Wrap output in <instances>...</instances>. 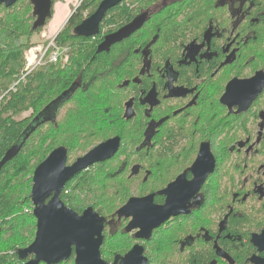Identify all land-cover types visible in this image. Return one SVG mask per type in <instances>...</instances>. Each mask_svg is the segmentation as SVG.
Here are the masks:
<instances>
[{"label":"flooded vegetation","instance_id":"af4514ba","mask_svg":"<svg viewBox=\"0 0 264 264\" xmlns=\"http://www.w3.org/2000/svg\"><path fill=\"white\" fill-rule=\"evenodd\" d=\"M29 1L35 22V0ZM201 2L208 6L195 17L186 13L192 0H137L138 21L185 27L168 40L176 49L165 41L157 50L158 37L142 48L121 102L127 124L101 141L118 137V150L79 173L119 175L104 184L112 189L109 199L78 212L61 198L78 215L91 207L102 217L100 255L108 264L135 246L147 264H264V0ZM40 7L44 24L51 0ZM86 152L69 161L67 150L66 165ZM144 197L148 206L182 205L148 237L133 209H124ZM71 258L75 264L74 252Z\"/></svg>","mask_w":264,"mask_h":264},{"label":"trees","instance_id":"16d2710c","mask_svg":"<svg viewBox=\"0 0 264 264\" xmlns=\"http://www.w3.org/2000/svg\"><path fill=\"white\" fill-rule=\"evenodd\" d=\"M21 1L8 8L0 4V162L22 141L36 116L50 108L53 116L39 123L0 168V264H23L25 260L19 258L18 251L33 241L35 219L25 210L31 208L36 166L58 146L68 150L70 161L105 138L120 135V128L127 124L120 118L121 102L127 95L125 82L139 70L142 48L152 46L158 37L154 45L157 50L165 48V41L168 49H176L168 40L186 24L164 21L154 28L138 21L137 0H124L107 11L97 35H78L76 27L101 1L82 0L71 7L70 16L54 38V44L62 50L57 61L46 58L23 81L24 52L33 46L31 36L42 30L53 16L54 4L63 0H51L45 23L35 28L32 4ZM201 1L192 0L186 13L202 17L204 11L198 9L208 4ZM2 10L6 12L2 14ZM120 32L125 34L121 39L101 48L109 36ZM12 82H16L14 86H10ZM28 111L30 115L22 116ZM126 142L131 143V139ZM110 176L102 169L75 175L66 183L61 198L78 212L87 205L97 207L101 200L109 199L107 195L112 191L104 184L118 181L110 179H118L119 175ZM73 194L80 200L76 201Z\"/></svg>","mask_w":264,"mask_h":264},{"label":"water","instance_id":"95a60500","mask_svg":"<svg viewBox=\"0 0 264 264\" xmlns=\"http://www.w3.org/2000/svg\"><path fill=\"white\" fill-rule=\"evenodd\" d=\"M16 1L18 0H0V4L10 7ZM123 1L101 0L95 11L76 27V33L85 36L97 35L99 25L107 11L118 6ZM40 3H43L47 9L50 7V0L34 1L35 14L38 17L34 22L33 28L43 24L44 17L40 12ZM124 35L120 32L109 36L101 44V48H107L109 43L121 39ZM245 85L249 86V83L245 82ZM234 86L235 81L228 83L227 92H231ZM126 113H128V109ZM52 114L53 109L50 108L36 116L22 141L13 146L1 160L0 168L18 151L29 133L39 123L52 118ZM118 147V137L107 139L92 147L70 165H66L67 149L63 146H58L36 166L32 175L30 192V202L33 207L32 215L35 218L36 229L33 241L18 251L19 258L25 260L23 264H58L68 260L73 252L75 264H108L100 255V246L103 239L102 217L94 212L91 207L86 208L82 214L78 215L63 203L61 193L66 182L94 163L102 162L112 157ZM168 191L169 188L165 189L164 193ZM196 191L197 189L191 190L190 197ZM149 199L150 197L132 198L124 207V209H133V214L131 215L134 218V222H138L141 225L143 237H148L153 228L163 223L170 215L178 214L180 212L179 209L182 208V205H171L169 202L161 206H148ZM146 212V218L140 219ZM119 259H121V264H147L143 249L136 246L122 258L116 257L113 264H116Z\"/></svg>","mask_w":264,"mask_h":264},{"label":"built area","instance_id":"2783aa9c","mask_svg":"<svg viewBox=\"0 0 264 264\" xmlns=\"http://www.w3.org/2000/svg\"><path fill=\"white\" fill-rule=\"evenodd\" d=\"M51 48V50H48ZM62 50L54 44V38L44 46H32L28 49V52L25 53V66L23 73L20 76V79H23L28 75L32 70L41 65L47 58L49 62H56L59 58Z\"/></svg>","mask_w":264,"mask_h":264},{"label":"rangeland","instance_id":"374dc122","mask_svg":"<svg viewBox=\"0 0 264 264\" xmlns=\"http://www.w3.org/2000/svg\"><path fill=\"white\" fill-rule=\"evenodd\" d=\"M68 1V0H67ZM82 0H76V1H74L75 3H74V5H73V7H75V6H77L80 2H81ZM21 2H27V0H24V1H21ZM3 5V4H2ZM59 5H62V4H59ZM4 6V5H3ZM5 7V6H4ZM11 7V6H10ZM59 7H61L62 8V6H58L57 5V9H56V14H57V19H59L60 17H61V15H62V12L63 11H58L59 10ZM72 7V6H71ZM5 8H8V7H5ZM53 8H54V6H53ZM4 12H6L5 10H2L1 11V13L3 14ZM1 14V15H2ZM70 14H71V9H70ZM70 16V15H69ZM68 16V17H69ZM52 19V18H51ZM51 19L47 22V24L45 25V26H43V28H42V30L40 31V32H36V33H33V35L31 36V41L33 42V46H38V45H44V46H46L49 42H50V40L52 39V38H55V36H56V34L55 33H53V30H51L50 29V27L55 23V21L54 20H52L51 21ZM65 23H66V21H65ZM64 23V24H65ZM52 24V25H51ZM64 24H63V26H64ZM62 26V27H63ZM61 27V28H62ZM61 30V29H60ZM59 30V31H60ZM58 31V32H59ZM57 32V33H58ZM32 47V46H31ZM26 52H28V49L24 52V60H25V53ZM25 62H26V60H25ZM25 66V65H24ZM23 69H24V67H23ZM23 69H22V71H21V74L23 73ZM26 79V77H24L22 80L24 81ZM17 82V81H16ZM16 82H12L11 83V85L10 86H14V83H16ZM9 86V87H10ZM30 111H28V112H26V113H24V114H22V116H28V115H30ZM72 157H73V155H71ZM73 159V158H72ZM30 192H31V190H30ZM73 197H74V199L76 200V201H79L80 199H77L76 198V196H75V194H73ZM31 199V198H30ZM75 204V203H74ZM81 205H83V204H81ZM80 206V205H79ZM81 207V206H80ZM85 207V206H84ZM32 209H33V207H32V204H31V208L30 207H28L26 210H25V212L26 213H31L32 214ZM35 219V218H34ZM35 229H36V226H35ZM34 235H35V233H34ZM73 263V261L72 260H66V261H64V264H72ZM42 264V263H41Z\"/></svg>","mask_w":264,"mask_h":264},{"label":"crops","instance_id":"0c3cea01","mask_svg":"<svg viewBox=\"0 0 264 264\" xmlns=\"http://www.w3.org/2000/svg\"><path fill=\"white\" fill-rule=\"evenodd\" d=\"M74 1L76 0H63V2H56L54 4V12H53V16H52V20L55 21V23L50 27L51 30H53V33L57 34V32L61 29V27L63 26V24L65 23V21L67 20L68 16L70 15V9H71V6L74 5ZM59 4H62V5H59ZM57 5L58 6H62L59 7V10L58 11H63L62 12V15L59 19H57V12H56V9H57Z\"/></svg>","mask_w":264,"mask_h":264},{"label":"bare ground","instance_id":"6f19581e","mask_svg":"<svg viewBox=\"0 0 264 264\" xmlns=\"http://www.w3.org/2000/svg\"><path fill=\"white\" fill-rule=\"evenodd\" d=\"M262 136V135H261ZM136 161V160H135ZM239 168H240V166H239ZM244 168V167H243ZM230 172V171H229ZM147 178V177H146ZM127 192V191H126ZM93 194V193H92ZM94 196V195H93Z\"/></svg>","mask_w":264,"mask_h":264}]
</instances>
